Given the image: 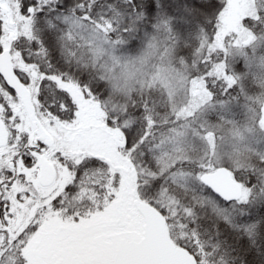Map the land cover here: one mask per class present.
Returning a JSON list of instances; mask_svg holds the SVG:
<instances>
[{"label":"snow or ice","instance_id":"snow-or-ice-1","mask_svg":"<svg viewBox=\"0 0 264 264\" xmlns=\"http://www.w3.org/2000/svg\"><path fill=\"white\" fill-rule=\"evenodd\" d=\"M233 14L230 0H0V264H264V154L230 162L203 112L165 122L152 89L113 99L73 47L162 34L170 78L224 118L264 51V0L234 29Z\"/></svg>","mask_w":264,"mask_h":264},{"label":"trees","instance_id":"trees-1","mask_svg":"<svg viewBox=\"0 0 264 264\" xmlns=\"http://www.w3.org/2000/svg\"><path fill=\"white\" fill-rule=\"evenodd\" d=\"M255 39L251 35L250 39L245 42V46ZM130 43L131 41H128L124 45L126 50L102 49L92 40H76L73 37V47L79 57L93 65H100L112 77V83L118 85L114 88L113 99L116 96L132 98L141 90L147 92L152 89L159 93L158 102L165 114V122L175 116L191 126L196 114L203 112V119L219 138L217 147L222 144L230 146L229 150H225V156L230 162L244 164L255 156L264 154L259 146H253V150L248 151L246 145L248 132H252L251 136L256 137L264 133L262 127L264 121V62L261 61L264 51L258 49L255 53L252 75L243 76L244 91L238 98L233 94L231 111L224 118H218V111L215 108L206 109L199 100H192L182 92L181 88L177 87L176 81L170 78L174 72H179L180 68L175 63V53L167 52L165 37L162 34L158 35L154 48L148 47L151 41L144 43L143 46L138 43L135 49L128 47ZM248 55L253 54L248 52ZM237 64L243 67L242 57L231 60L229 68L240 75V71L236 68ZM244 72L247 73L248 69L245 68ZM168 92H171V95L165 98L164 94Z\"/></svg>","mask_w":264,"mask_h":264},{"label":"rangeland","instance_id":"rangeland-1","mask_svg":"<svg viewBox=\"0 0 264 264\" xmlns=\"http://www.w3.org/2000/svg\"><path fill=\"white\" fill-rule=\"evenodd\" d=\"M230 3L234 11V14L230 20V26L234 29L236 26L239 25L240 19L242 18V16L246 15L249 12L250 6L253 4V0H230ZM250 37H251V34H248V39H250ZM262 127L264 129V121L262 122ZM247 135L248 137L246 139V145L249 149L248 151H252L253 150L252 140H254L255 138H259V137L251 136L252 132H248Z\"/></svg>","mask_w":264,"mask_h":264}]
</instances>
